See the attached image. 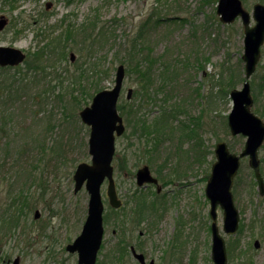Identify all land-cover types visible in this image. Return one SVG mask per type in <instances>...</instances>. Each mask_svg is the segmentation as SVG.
<instances>
[{"label": "rangeland", "instance_id": "374dc122", "mask_svg": "<svg viewBox=\"0 0 264 264\" xmlns=\"http://www.w3.org/2000/svg\"><path fill=\"white\" fill-rule=\"evenodd\" d=\"M242 2L250 12L255 2L264 4V0ZM216 3L0 0V15L9 20L0 31V45L27 54V62L18 67H0V217L16 213L15 209L6 212L11 204L7 197L10 184L14 195L23 191L32 195L33 202L27 215L19 214L11 227L0 220V264H11L16 256L20 264H78L77 253L68 252L65 246L81 231L89 198L84 187L77 193L73 190L77 164L91 161L90 127L81 121L79 110L87 100L90 104L96 91L78 73L83 69L89 76L99 70L93 77L99 81L96 86L111 88L119 63L129 69L119 99L126 130L115 139L112 164L123 205L110 214L104 181V214L110 215L95 264H139L129 253L130 245L156 264H214L204 189L216 160L215 144L224 140L230 150L239 153L245 142L244 136L231 135L227 124L232 107L227 82L232 80L235 88H241L245 79L243 26L239 18L223 24ZM90 19L113 30L106 45L89 46L75 35L79 24ZM138 34L142 53L153 59L150 85L141 81L138 66L128 56L129 40ZM58 38L65 56L61 55L63 49L52 54L48 48L44 53L40 50L47 41ZM70 52L76 55L74 60H70ZM261 52L249 80L251 109L264 120V45ZM165 67L166 80H160ZM128 88L133 90L130 100L126 99ZM164 109L175 111L169 123L175 127L188 124L195 133L168 129L152 150L151 137H140L132 129L131 114L137 111L152 120ZM258 154L264 177V142ZM143 165L158 178L159 194L155 187L136 186L135 171ZM21 166L28 169L20 170ZM231 190L240 215V229L235 234L222 230L223 210L217 209L228 263L264 264V195L258 192L248 157L241 159ZM142 199L147 210L137 223L134 216ZM36 208L38 218H34ZM254 240H259L258 248ZM122 241L128 251H119Z\"/></svg>", "mask_w": 264, "mask_h": 264}, {"label": "water", "instance_id": "95a60500", "mask_svg": "<svg viewBox=\"0 0 264 264\" xmlns=\"http://www.w3.org/2000/svg\"><path fill=\"white\" fill-rule=\"evenodd\" d=\"M50 4H48L49 6ZM216 13L223 24L232 23L237 17L243 25V54L245 80L240 89L233 88L229 95L232 108L228 114V126L231 134L247 136L243 150L236 154L231 152L225 141L217 142L215 146L216 161L212 164L211 174L205 187L206 197L210 200L209 215L211 218V258L214 264H228L226 244L217 225V206L223 209V230L226 234H234L238 229L239 212L233 200L231 187L234 176L240 166V158L249 157V165L253 168L258 183L259 192L264 194V179L260 172L258 149L264 141V121L251 111L253 99L250 91L249 78L255 72L261 57V46L264 43V4L256 2L250 13L241 0H218ZM254 20V24L251 21ZM7 18L0 16V30L7 24ZM26 53L14 46L0 45V66H16L21 64ZM71 60L75 54L71 52ZM125 77V66L119 64L115 72V84L111 89L98 91L92 98L91 104L80 110L81 120L90 126L89 153L91 163L81 162L74 172V192L79 191L83 184L89 193L87 216L81 232L70 243L66 250L77 253L78 264H95L98 251L104 236L103 212L104 205L100 187L108 179L107 195L112 207L118 208L122 202L118 198L113 179L111 164L115 151V137L122 135L125 130L123 119L118 113L117 101L120 96ZM132 89H128L127 98H131ZM139 186L144 183H157L147 165L139 168L136 173ZM40 216L35 210L34 217ZM254 246H260L259 240ZM134 257L141 264H154L153 260L145 261L142 253L132 247ZM16 257L13 264H19Z\"/></svg>", "mask_w": 264, "mask_h": 264}, {"label": "trees", "instance_id": "16d2710c", "mask_svg": "<svg viewBox=\"0 0 264 264\" xmlns=\"http://www.w3.org/2000/svg\"><path fill=\"white\" fill-rule=\"evenodd\" d=\"M70 27V26H68ZM71 28V27H70ZM77 28V27H76ZM76 36L79 37L80 35V39L82 41V43H88L87 45L89 46H95L96 44H103L106 45L110 39H112L113 34V30H110L106 27V25H104L103 23H101L100 20L98 19H90L88 21H83L81 24H79L78 26V30L77 33L75 34ZM139 35H135L133 36L130 40H129V48H128V56L129 59H131L132 62H134L135 65L138 66V73H140L142 75V79L141 81H146L148 85H150L151 83L148 81L149 79H151V68H152V64H153V59L150 58V54L146 53L145 55L142 53V45H141V41L139 38ZM47 38V37H45ZM44 38V39H45ZM61 43L60 38L58 39H53L50 40V42H46V44H44L43 48H40V50L44 53V50H46V48H48V52L49 54L54 53L57 49H63V48H59L58 44ZM101 47V46H100ZM61 55L65 56L66 55V51L63 49V52H61ZM142 56V61H140V56ZM25 62H27V58L25 60ZM95 63L97 66H99L98 62H93ZM143 63H145V66L142 65ZM166 63V62H165ZM99 70H93L91 72V75L86 76L85 71L82 69L79 73H78V77H82V78H87L88 81V87L93 86V89H96V91L100 90V86H96L98 84V80L95 79V81L93 80V77L97 76V72ZM127 72H129V69H127ZM168 72V68L165 67L162 71L161 74V79L166 80L165 74ZM95 73V75H93ZM262 85V84H261ZM234 84L232 83V80H228L227 82V88H229V90H231L232 88H234ZM230 92V91H229ZM88 104V100L84 105ZM119 108L121 109V107L119 106ZM175 111L172 109H164L160 115H155L154 118L152 120H149L148 118H145L143 115L138 114L137 111L132 112V129L134 130L135 134H139L140 137H151L152 139V150H156L157 146L159 144V142L161 141L162 137L165 135V132L168 129H179V131L185 135H188V133H195L194 128L190 127L188 124H183V126H179V127H175L173 126L171 123H169V120L171 117H174L176 114H174ZM5 120L2 118V122H4ZM20 154V153H19ZM26 160H27V155H26ZM27 162V161H26ZM25 167V166H21L20 170ZM26 169H28L27 167H25ZM4 179V178H2ZM1 181V178H0ZM31 196L32 195H28L27 193L20 191L19 193L14 195V190L12 185H9V188L7 190V197L11 199V204H9L6 207V212L7 210L10 211L12 209L16 210V213H11L9 215L2 213L0 220L1 222H3V224L8 225V227H11L12 225L17 223V218L19 219V214H25L27 215L28 210H31L33 207V202H31ZM145 200H139V207L138 210L135 212V218H134V222L139 223L141 216L143 214H145L147 207L144 204ZM13 206H15L16 208H14ZM115 210H111V213H114ZM108 219V216L107 218ZM123 243V242H122ZM124 244V243H123ZM121 244V245H123ZM116 250V249H115ZM122 250H126L125 246H121V248L119 249V251L121 252H125Z\"/></svg>", "mask_w": 264, "mask_h": 264}, {"label": "flooded vegetation", "instance_id": "af4514ba", "mask_svg": "<svg viewBox=\"0 0 264 264\" xmlns=\"http://www.w3.org/2000/svg\"><path fill=\"white\" fill-rule=\"evenodd\" d=\"M47 6H48V4H47ZM0 16H4V14H2V15H0ZM6 17V16H5ZM7 18V17H6ZM7 20H8V18H7ZM9 21V20H8ZM8 21H7V24H8ZM6 24V25H7ZM5 28V27H4ZM3 30V29H2ZM140 168V167H139ZM139 168H137L136 169V171H135V183H136V173H137V170L139 169ZM155 176V175H154ZM156 177V176H155ZM157 178V177H156ZM157 180H158V178H157ZM137 186V185H136ZM147 186H151V187H155V189H156V193L157 194H159L160 193V191L162 190V186L159 184V180H158V183H148V184H144V185H141V186H139L138 188H144V187H147ZM159 196V195H158ZM161 197V196H160ZM113 233H115V231L113 230L112 231ZM132 247L135 249V247H134V245H130V247H129V250H130V252L129 253H131V255L133 256V258H134V254H133V252H132ZM115 250V249H114ZM113 250V251H114ZM136 250V249H135ZM126 251V250H125ZM127 251H128V249H127ZM137 252H140V251H138V250H136ZM143 255H144V257H145V260H146V262H148V261H150V260H153V262H154V264H156V262H155V260L153 259V258H148L147 256H145V254L144 253H142ZM135 259V258H134ZM136 260V259H135ZM137 261V260H136ZM138 262V261H137ZM8 263H10V262H8ZM139 263V262H138ZM140 264V263H139Z\"/></svg>", "mask_w": 264, "mask_h": 264}]
</instances>
